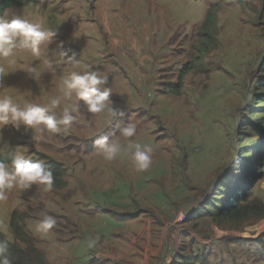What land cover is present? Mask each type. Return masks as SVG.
I'll return each mask as SVG.
<instances>
[{
  "label": "rangeland",
  "instance_id": "rangeland-1",
  "mask_svg": "<svg viewBox=\"0 0 264 264\" xmlns=\"http://www.w3.org/2000/svg\"><path fill=\"white\" fill-rule=\"evenodd\" d=\"M6 1L3 15L41 21L56 35L41 45L40 60L17 50L15 64L0 61L6 68L0 84L8 87L0 97L21 106L48 103L71 71L88 65L108 77L109 99L124 116L110 123L107 111L82 109L67 132L35 139L23 125L0 128V147L7 146L0 162L19 156L66 171L63 188L8 193L0 202L5 237L25 248L9 226L17 210L49 264H264V216L231 222L208 212L222 189L242 186L249 196L243 205L264 204V136L257 130L264 131V0ZM209 9L216 15L214 40L201 52L199 30ZM129 35L150 59L146 77L128 79L110 67L135 56L134 42L118 40ZM61 43L81 67L54 55ZM189 61L196 67L183 77L180 95L170 93ZM129 123L136 134L125 138L120 129ZM98 135L122 145L112 161L95 151ZM129 143L152 148L149 169L137 171ZM41 213L57 219L46 235L35 230ZM93 238L98 243L89 248Z\"/></svg>",
  "mask_w": 264,
  "mask_h": 264
},
{
  "label": "clouds",
  "instance_id": "clouds-1",
  "mask_svg": "<svg viewBox=\"0 0 264 264\" xmlns=\"http://www.w3.org/2000/svg\"><path fill=\"white\" fill-rule=\"evenodd\" d=\"M56 35L51 28H46L41 21H32L25 17L11 16L6 12L0 16V61L8 65L15 64L14 57L17 50H29L34 60H40L44 55L41 45L49 43ZM58 56L64 63L73 68L81 67V61L71 49H64L59 44ZM71 52V54H69ZM48 61L45 60V63ZM29 72L36 74V67L27 66ZM6 73L4 64H0V76ZM108 84V77L102 76L98 69L93 70L88 65H83L81 71H71L63 79L61 95L50 98L48 103L35 102L16 103L11 96L0 97V128L11 125L19 130L23 125L25 130L34 131V139L37 133L49 134L67 132L73 125L76 117L73 113L86 110L88 113H101L107 111L110 123L118 117L124 116V112L114 107L109 97L112 89ZM0 84V89H6ZM63 101L68 103L59 111ZM80 101H83L81 105ZM120 134L125 138H131L136 134V126L129 123L120 129ZM95 151L107 161H112L122 151V145L105 135H98L94 142ZM132 149L131 159L137 171H146L152 164V148L142 146L139 143H129ZM7 151V146L0 147V154ZM33 185L43 186L44 191H51L54 186L53 170L40 160L17 157L11 164L0 162V202L8 199V193L13 189L21 191L30 189ZM42 219L36 223L35 230L40 234H48L57 226L56 217L47 213H41ZM98 238L88 241V247L94 248ZM0 264H12L7 240H0Z\"/></svg>",
  "mask_w": 264,
  "mask_h": 264
},
{
  "label": "trees",
  "instance_id": "trees-1",
  "mask_svg": "<svg viewBox=\"0 0 264 264\" xmlns=\"http://www.w3.org/2000/svg\"><path fill=\"white\" fill-rule=\"evenodd\" d=\"M8 7V1H0V16L3 15L4 11ZM215 23V12L214 10L209 9L206 13L204 23L201 25L199 30L201 46L198 48V50H200L201 52L207 51L213 43V31L215 30ZM195 67L196 64L189 61L181 68L176 83L170 85V93L174 95H180L183 85V77L186 76L189 72H191ZM261 100H264V95L262 98L259 99V101ZM259 101H257L256 103H259ZM242 129H245V127H243ZM257 130L262 136H264V131L262 129H259L257 127ZM45 164L53 170V188L60 189L65 187V169L54 161H48L45 162ZM252 176L253 173L252 175H248V180L253 178ZM233 190L222 189L220 191V193L218 194V199L213 202V209L208 210V212L211 213L214 218L236 222L245 220L251 216H264L263 203L255 201L244 205L241 203L247 201L249 198V196L245 192V186L239 188L236 187ZM217 200H219L220 202H218ZM24 218L25 216L22 213H18L17 210H14L10 216L9 226L12 230L14 237L17 240L25 243V248H21L15 243L10 242L0 230V240H7L9 243V251L12 258V264H49L46 257L34 246V239L25 232Z\"/></svg>",
  "mask_w": 264,
  "mask_h": 264
},
{
  "label": "crops",
  "instance_id": "crops-1",
  "mask_svg": "<svg viewBox=\"0 0 264 264\" xmlns=\"http://www.w3.org/2000/svg\"><path fill=\"white\" fill-rule=\"evenodd\" d=\"M106 23L109 24L108 19L106 18ZM116 28H121V27H117ZM120 36H122V34H120ZM133 39H135V41H133ZM121 40V44H133V42L135 43L133 45V47L136 49L135 50V56L134 57H129V56H124L121 57L120 59H117L114 63L113 66L111 65V68H114L116 71H120V74L122 76H125L126 78H131V77H135V78H143L148 76V74L151 73V69L149 67L150 63L148 61H150L149 57L139 53L140 51V43L141 40H138L136 38H133L132 36H128V38L126 40H122L121 38L118 39ZM128 42V43H127ZM147 68V69H146ZM147 70L149 71L147 73ZM126 73V75L124 74Z\"/></svg>",
  "mask_w": 264,
  "mask_h": 264
}]
</instances>
